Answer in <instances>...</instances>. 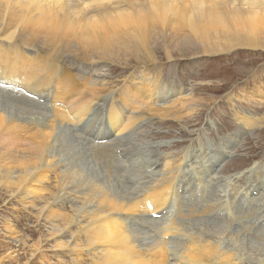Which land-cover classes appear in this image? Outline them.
<instances>
[{"label":"rangeland","instance_id":"1","mask_svg":"<svg viewBox=\"0 0 264 264\" xmlns=\"http://www.w3.org/2000/svg\"><path fill=\"white\" fill-rule=\"evenodd\" d=\"M121 5L123 8L127 7L126 3H121ZM16 29L22 31L20 27ZM154 35L152 41L155 43L153 46L157 59L155 64L148 59L144 51L139 54V59L135 60L131 53H127L125 50H116L115 55L120 53L122 59L116 61L124 65L120 64V66L115 67L114 62L109 61L110 59L105 60V51L88 50L86 53L87 58H82L83 50L70 42L67 45L64 40L60 45H74L75 48L70 51L53 50V56H55L53 59L50 49L47 50L45 47V38L42 35H34L33 44L25 37L12 42L10 38H5L6 35L1 34L0 41L3 42L0 48L1 68L8 69L10 67L4 61H17L20 65H24V67H28L33 71V76L45 75L48 76L49 80L52 78L54 83L57 78H60L64 86L76 84L80 86L81 91L87 93L89 91L88 87H82L77 83L78 81L83 83L82 76H85L84 79L87 77L93 78V82L95 79L99 81L104 79V86H107L109 80L112 82L114 81L113 78L117 77V71L120 72L118 76L125 74L121 78H115L118 83L113 82L110 87H107L108 91L104 92L103 96L105 98L109 96L116 97L117 101H112V106L119 108L123 105L120 115L124 120L127 119L126 134L120 138L117 144H114V153L121 161L128 162L126 158H131V163H128V167L126 163H117V165L121 164L119 174L131 177L134 171L137 172L140 175L139 178L143 179L139 184L143 187L128 190L119 181L108 185L100 179L97 181L96 175L95 182L105 186L115 197L117 196L119 199L122 197L124 200L141 199L134 197L138 195L141 197L140 194L143 198L144 193H141V191H146L151 184L154 185L153 179L158 180L159 177L163 181H167L170 186H176L180 178L185 184H188V179L191 180V183L192 181L195 182L188 185V191H186L185 197L181 199L182 202L180 201L179 204L181 208L177 205L176 209L175 204L171 205L172 212H168L169 214L166 216L168 219H174L175 217L179 219L180 221L174 222L180 223L186 234V236H177L172 241L171 244L174 246H172L173 257L171 256V259L175 258L174 252L186 247L187 236L197 237L200 240L205 239L206 242H212L214 246H219L218 241L223 240L224 244L230 247L236 241L237 231L240 229L241 231L245 230L246 234L248 232V235H250L251 231L245 227L254 226L252 231H257L256 236L264 242V223L259 224L264 219V47L245 45L234 47L229 52L227 50H213L210 54H205L202 53L203 48L201 45L181 44L175 34L160 35L159 30H155ZM133 50L135 49L132 48L131 51ZM168 55H171V58H168ZM26 58L30 60V64H25L24 60ZM54 60L58 62L56 63ZM67 73H69L68 77L66 76ZM145 74L150 76L146 77ZM0 75L3 76V72H0ZM30 75L32 74L18 72L19 77ZM143 76H145V85L155 84L154 91L156 95L152 98L141 96L136 88V82L140 81ZM51 87L56 88V85ZM0 90L2 92L7 91ZM101 94L98 95L97 101H100ZM12 96L14 98L18 97L13 93ZM166 97L167 99H163ZM77 99H80V96L68 97L67 101L70 103ZM89 99H91V96ZM2 100L3 105L8 102L14 105L16 103L11 102L7 97ZM60 101L61 104H59ZM63 101H66V99H60L54 105L52 100L43 103L29 100V102L25 101L26 103L24 101H21L22 103L18 102L20 106L16 105L14 107L17 108L16 112H18L20 119L27 120L30 118L29 116H34L38 120L43 119V122L50 119L55 109L54 106H69L67 101ZM34 103L46 107L45 110L43 108L31 109L30 106L35 105ZM23 104L26 105L23 106ZM98 104L99 108H96L97 111L93 116L94 121L90 122L91 125L95 124L91 127V130H101L103 126L101 127L97 123L105 121L104 118H101L98 109L105 111L106 108L100 107L101 103ZM192 104L193 107H191ZM27 109L32 111L28 113ZM169 109L172 110L173 114L168 111ZM31 112L36 114L33 115ZM125 112H127V116H124ZM132 122L134 124L131 126ZM23 123L22 125H25ZM104 124L105 122H103ZM87 129H85L86 132ZM85 131L82 127L78 129V132L77 128L70 130L67 126L60 129L61 133L64 132L67 135L65 142L71 143V137H73L75 144L78 145L77 147L72 144L71 149L72 147L82 149L83 152L78 149L74 150H78L82 154L85 153L91 159L93 158V164L91 165H96L98 172L103 176L109 175V172H112L109 163V160L112 161L111 158L108 157L107 162L101 166L100 160L103 161L105 157L95 154L100 146L88 149L89 138L94 133H89L87 139H85V133H83ZM67 132H70V134ZM18 133L20 134L18 136H0V148L19 150L28 148L31 143V140L28 139V132L20 128ZM162 134L166 135L165 138L167 139L165 141L159 139ZM63 136H61V139H63ZM105 137L95 136L94 139L96 138V143H98L99 138ZM107 141L110 143L102 145V147L108 150V148L113 147L116 139L112 136ZM158 143H164L165 145L158 146ZM58 149L61 148L55 146L50 148L48 152L52 163L53 160L55 162V160L58 161L57 158L59 159L60 162L55 166V168L57 166L59 168L57 167L55 172L49 173L48 180L44 182V190L40 196H29L23 192L16 196L14 193L17 189L6 191L0 187V264H74L77 263V259L82 257L86 259L84 264L90 263L88 255L84 254L81 257L74 255V250L86 246L83 243L84 238L80 241L75 239V233L87 224L88 219L85 215L94 209H98L101 199L97 198L95 202L91 201L90 203L87 198H91V195L95 192L92 185L90 186L84 182L86 177L93 174L88 171L90 169L83 167L81 164L83 161H80L79 164L84 171L78 179L73 178L72 173L69 175V170L66 169L68 166L66 156L62 155L64 154L63 151L60 152ZM120 149H122V153L126 158L118 154ZM163 149L169 151L165 156H163L165 152ZM74 150L72 149L73 152ZM197 155H200V157L193 159ZM132 156L135 157V161L132 160ZM176 157H180V160H177ZM95 160H98L99 166L94 163ZM152 161L155 162L154 165H150ZM147 162L150 165L149 167ZM166 163L169 164L166 165ZM146 167L149 169L146 170ZM165 169L167 173L164 172ZM128 170L131 174L128 173ZM161 173H163L162 176ZM184 174L186 177L182 178ZM238 175L243 178L234 181V184L231 183V179L238 178ZM60 178L63 184L59 187L56 182ZM244 180L250 183L249 191L248 189L243 190L246 185ZM253 183L260 190L258 195H251L255 190ZM79 189L81 190L78 191ZM115 191L120 195L118 196ZM98 193H100L99 190ZM71 194L75 195L72 196ZM177 194L179 195L178 192ZM194 198L198 200L195 201ZM202 200H205V203H202ZM185 204H191V206L186 207L188 211L183 207ZM198 204L201 205L198 206ZM89 205L93 206L89 207ZM194 207L198 209L196 211L192 210ZM167 209L169 211V208ZM50 211L58 215L64 214L67 217L66 219L60 215L55 217L51 215L53 213ZM245 212L253 213V216L246 215ZM255 212L258 213V216ZM122 213L127 214L128 212H121L120 215ZM69 215L72 217L71 221L67 219ZM165 215L163 214V217L159 218L160 220H154L153 216H150L153 221H156L151 223L147 229V235L153 239L152 241L160 237L158 226L161 225V220L164 219ZM128 216L127 223L134 228L135 223L140 222L144 215L130 216L129 213ZM201 218L210 221L201 222ZM189 219L196 221H190ZM239 219H242V222H238ZM77 220H80V222L75 225ZM256 221L259 225L254 224ZM185 222L191 224H185ZM232 226L235 228L233 234L229 236L224 234L222 239L219 240L216 233L229 231ZM204 228L206 229L204 230ZM142 235L145 236V234H139L137 237L140 238ZM181 238H184V240ZM252 242L253 240L250 241L252 246L253 243L255 246L259 244L257 241ZM239 243L240 241L237 242V244ZM99 246L98 250L103 251L102 244H99ZM245 247L248 249L243 247L239 249L242 258L249 259L252 264L263 262L261 259L264 255L260 251L257 254L252 252V256L250 251L252 248ZM101 255L102 252L98 254L99 259Z\"/></svg>","mask_w":264,"mask_h":264},{"label":"bare ground","instance_id":"2","mask_svg":"<svg viewBox=\"0 0 264 264\" xmlns=\"http://www.w3.org/2000/svg\"><path fill=\"white\" fill-rule=\"evenodd\" d=\"M11 2L15 5V7L11 10L6 9L2 5H0V36L1 34L6 35L5 38L7 39L10 38L12 42L16 41L17 39H21L22 37H25L26 39L30 40L34 44V38H33L34 35L35 36L42 35V37L45 38V47L47 48V50L50 49L53 59L55 58V56H53V53H54L53 50L61 49L65 51H70L71 49L75 48L74 45H70V46L60 45L61 42H63L64 40L58 37L55 34V32L52 31L51 26L48 24V20H49L48 14L43 9L38 7L39 5H43L45 3L50 4L53 2V0H11ZM62 2L66 5V7L64 8L63 17L67 18V17H71L74 14L75 9L78 6H82L85 0H62ZM97 2L98 3L106 2V0H97ZM112 2L114 4L119 5L120 7H122L121 3H126L127 7L125 8H128V7H131V5L136 2V0H112ZM87 11L88 10L85 9V15L87 14ZM96 11L99 12L101 15H103L105 13H108L109 9L107 7H104V8L98 7ZM60 19L61 17L58 16L57 20H60ZM19 27L22 31H17L16 28H19ZM28 31H31V32H28ZM154 31L155 29H152L151 31L147 29H137L136 38L139 40V44H137L134 47L135 50L133 51L125 50V52L131 53L133 58L135 60H138L139 54L144 51L148 59L153 64H155V62L157 61L155 52L153 49V46L155 43L152 41V38L155 37ZM183 31L185 32V30H182L181 28L175 25H165L164 27L159 29V34L160 35L175 34L177 36L178 42L181 44L201 45L203 48L202 53H205V54H210L211 51L213 50H216V51L227 50V52H229V51H232L234 47L245 46V45L255 46V47H258V46L264 47V32L252 31L251 28L241 29V28H236L235 26H232L230 29H225V28H220V27L200 26V27L190 30L192 32L191 36L186 35V33H184ZM65 41L68 45L69 41L67 40ZM2 45H3V42L0 41V48L2 47ZM105 52H106L105 60L110 59L109 61L114 62L115 67L120 66L121 63L119 61H116L118 59L122 60L120 57L121 55L120 53H117L115 55L116 50L114 49H107L105 50ZM67 53H70V52H67ZM86 53L87 51L82 52L81 54L82 58H87L88 55ZM168 58H171V55H168ZM24 61H25V64H30V60L28 58H26ZM4 62L8 63L10 67L8 69H2L1 62H0V72H3V76H8L10 75L9 73H13L17 77H19L17 75V72H27V73L32 74L30 77L20 76L21 85H23L25 88L27 87L29 90L32 89L33 91H38L40 90L38 85L40 87H46V88L50 86L51 81L49 80L48 76H45V75L33 76V71L28 69V67H24V65H20L19 62L17 61H12V62L4 61ZM55 62L57 63L58 61L56 60ZM31 63L33 64V62ZM34 63L36 64V62ZM108 63L110 64V62ZM121 65H124V64H121ZM57 68L60 69L59 66H57ZM66 76L68 77L69 73H67ZM145 76L148 77L150 75L145 74ZM145 76L140 78V81L136 82V85H137L136 88L141 94V96L152 98L156 95V92L154 91L155 84L145 85ZM84 77L85 76L81 77L83 81V83L81 82L82 84L79 81L77 83L80 84L82 87H88V90H89L88 92L93 93V97L95 100L97 99L99 94L108 90L107 88L108 86H104V83H105L104 80L101 83H98L99 80L95 79V81L93 82V78L87 77L84 79ZM4 81L10 84L17 83V80H15L12 75L7 77ZM55 84H58L56 85V87H58V92L54 97V105H55V102L60 99L61 100L66 99L67 101L68 97L74 98V97L80 96V99H77L76 101L70 102V103L67 101L69 103L68 107H55L54 106L55 109H54L53 114L51 113L52 115L50 116V119L48 121L44 120L43 122H42L43 119L38 120L36 118L33 120L32 119L31 120L30 119H27V120L20 119V117L18 116V112H16L17 108L15 107L16 105L20 106L18 102H21V101L29 102V99L26 97H23L21 94L14 93L15 91L13 89H8L11 91H6V92H2L0 90V136H4V135L18 136L20 135L18 133V129L22 128L28 132V139L31 140L29 147L25 149L19 150V149H12V148H5V149L0 148V187H2V189L4 188L6 191L17 189L16 193H14L16 196H18L21 192L29 196H38V195L40 196L44 190V182L48 180L49 173L52 171L55 172L56 168L58 167L57 166L55 168V166L58 164V162H60L58 158H57L58 161L55 160L54 162L53 160V163L49 159L50 155H48V152L50 148H53L55 146H57V148H61V149H58V151L59 150L60 152L63 151L64 154L62 155L66 156V159L68 160V166L66 167V169L69 170L68 171L69 175L70 173H72L73 178L78 179L79 175L82 174V171H84L82 170L83 167H88V169H90L88 171H91L93 174L89 175V177H86L84 182L90 186L92 185L95 189V192H93V194L91 195V198L89 197L87 198L89 199L90 203L91 201L95 202L97 198H100L101 201L99 202V205H100L99 207H101V209H99L98 207V209H94L93 211L89 210L90 212H88L85 215L86 219H88V222L86 225L78 229V232L75 233L76 234L75 239H78L80 241L84 238L83 243L86 244V246L84 248H78L77 250H74L73 251L74 255L80 256V257L83 256L84 254L88 255L89 256L88 260H90L89 264H252L249 262V259H245L244 257L242 258V256L240 255V250H239L240 247L246 248L245 246H249L252 248L250 250L251 255H252V252H255L257 254V252L259 251L260 253L264 255L263 253L264 252V242H262L261 238L256 236L255 233L257 231L256 232L252 231L254 229V226H250V227H245L251 231L250 235H248V232L246 234L245 230L241 231L240 229L239 231H237L238 233H237V237H236V241L234 242V245H231L230 247H227L224 244L223 240L218 241L219 246H216V245L214 246L212 242H208V241L206 242L205 239L200 240V238L198 239L197 237L187 236L188 241H187V245L185 244L186 247H183L178 252H174L175 258L171 259V256L173 257V253H172L173 247L172 246H174L171 244L173 243L172 241L177 236H182V235L186 236L185 231L183 230L184 228H181V224L174 222V221H180V220L177 219L176 217L174 219L172 218L168 219L164 217V219L161 220V225L158 226V230H159L158 233L160 237L158 239H154V241H152L153 239L149 235H147L148 234L147 229L148 227H150L151 223L156 222V221H153L150 217V216H153L154 213H160L161 211H164L165 209L170 208L171 205L173 204H175L174 207H176L177 209V205L179 206L180 204L179 202L180 194L179 195L177 194V189L175 190L176 187L174 185L170 186L169 184H167V181H163V179L159 177L158 180L153 179L154 185L151 184V186H148L146 191L145 190L141 191L144 193L143 198H142V194H140L141 197H139V195L134 196V197H138L141 199L133 198L134 200H124V198L122 197L121 199L117 198V196L115 197L109 192V190L106 189L105 186H103L100 183L95 182L96 181L95 175H96L97 181L100 179V181H104L108 185L114 183L115 181L116 182L119 181L121 184L122 183L124 184L126 189L136 190V188H130L131 187L130 184H134V182H138L137 183V186H138L140 184V181L143 180L142 178H139L140 175L137 174V172L135 171L132 173L131 177H128V175L125 177L124 175L119 174V170L121 171V164L117 165V163H120V162L118 161L117 159L118 157L114 153L115 151L114 144H117L118 141H120V138L124 137L126 134L125 131L127 129L126 128L127 124H123L125 120L120 115L121 109L123 110V105L119 107L118 110H117V107L115 106H111L109 109H106L104 122L105 124H109L110 130L105 127V124L103 125V128H101V130H91L92 126L90 122L94 121L93 116L95 115L94 113L97 111L96 108H99L98 106L99 104L95 102H91V103L86 102L88 101V98L90 97V95H88L87 92L81 91V89H79L80 86H77L76 84H73L71 86L70 85L64 86L60 78H57L55 80ZM126 92L128 91L126 90ZM126 92L124 93L127 95ZM12 93L16 94L19 98H14L12 96ZM63 93L65 94L63 95ZM4 97H7L9 100H11V102H14V103L16 102L15 105L11 104L10 102L4 103L3 105L2 99ZM89 100H92V97ZM66 101H63V102H66ZM34 104L35 105L30 106L31 109H34V108L42 109L43 108V110H45L46 108V107L44 108V106L42 105L40 106L37 104L38 105L37 106L36 103ZM24 105L26 104H23V106ZM101 106L102 105H100V107ZM191 107H193V104ZM26 111H28L29 113V111H32V110L27 109ZM168 111L172 113V110L169 109ZM124 116H127V112L124 113ZM69 122H74L75 127L77 128V132L80 127H82L84 131L85 129L88 128L87 132L86 131L83 132L85 133L84 134L85 139H87V136L89 135V133L90 134L94 133V135H92L89 138V141L92 144L96 143V138L94 139L95 136L110 137L114 135L116 141L115 143H113V147L108 148L107 150V149H104L102 145H99L100 147L95 153L98 156L105 157L104 160L106 159L105 161L100 160L101 166L107 162L108 157L111 158L112 161L109 160V163H110V168L112 172H109L110 173L109 175L103 176L102 174H100V172H98L99 170H97V166L91 165L93 164V158L91 159L87 157L85 153L83 154L79 153L78 150H81L83 152L82 149L72 147L73 150L78 149V150H74V152L72 151L71 145L75 144V140L73 139V137H71L72 139L71 143L65 142V138L67 137V135H65L64 132L61 133L60 129L66 127L67 123ZM22 123L25 125H22ZM133 124L134 122L131 123V126ZM68 134H70V132ZM61 136H63V139H61ZM75 146L78 147V145L76 144ZM19 151H22V152H19ZM75 151L79 154H77ZM84 152H86V150H84ZM80 161H83L81 163L83 167L80 166L79 164ZM95 161L94 163H97L99 166L98 160H95ZM168 164L169 163H166V165ZM126 165L128 167V164ZM145 169L148 170L149 168L146 167ZM106 170H108V168H106ZM103 172H106V171H103ZM150 172L152 171L150 170ZM164 172L167 173V170L165 169ZM115 173H118V174H115ZM162 175L163 173H161V176ZM56 183L60 187V185L63 184V181L60 178ZM193 183L195 182L192 181L191 183V180L188 179V185H191ZM169 189H171L170 196L168 195ZM80 190L81 189H79L78 191ZM98 190L100 191V193H98ZM115 193L117 194L116 191ZM197 200L198 199H195V201ZM171 201L173 202L170 203ZM201 202L205 203V200H202ZM149 203L153 205V209H150L148 207ZM200 205L201 204H198V206ZM90 206L91 205H89V207ZM187 206H191V204L183 205L185 209H187L186 208ZM179 207L181 208V206ZM195 208L196 207H194L192 210L196 211L198 209V208L197 209ZM121 212H128V213L127 214L122 213L120 215ZM209 212H211V210H209ZM51 213H53L51 215L55 217H59V215L64 216L65 219L67 217L64 214L63 215L55 214L53 211ZM129 213H130V216L144 215L142 216V219L140 222L135 223L134 228L130 227L127 223V220L129 219V216H128ZM245 214L253 216V213H250V212H247V213L245 212ZM125 215L126 217L124 218ZM257 216H258V213H257ZM67 219L71 221L72 217L69 215ZM189 220L196 221L194 219H189ZM202 221L206 222L210 220L209 219L206 220V218H201V222ZM240 221L242 222V219L238 220V222ZM79 222L80 220H77V222H75V225L79 224ZM250 222H253V221H250ZM256 222L254 224H257V225L261 224V223L258 224V221ZM186 223H189V222H185V224ZM205 229L206 228H204V230ZM234 230L235 228L234 226H232L229 228V231H226V232L222 231V232H217V233L215 232V233L218 234L217 237L220 240L222 239V236L224 234H226V236L232 235ZM139 234H145V236L144 235L140 236V238H142L140 239L137 237ZM82 235H84V237H82ZM181 239L184 240V238H181ZM252 240L253 242L255 241L259 242V244L255 246V244L252 242L253 246L252 244L250 245V241ZM138 241H141V242L139 243ZM238 241H240L239 244H237ZM99 244H102L103 251L98 250L100 248ZM179 246H180V243H179ZM243 251L245 250L243 249ZM100 252H102V255H101V258L99 259L98 254ZM263 257L261 259L263 261L261 264H264ZM85 261L86 259L82 257L81 259H77V263H74V264H84Z\"/></svg>","mask_w":264,"mask_h":264},{"label":"clouds","instance_id":"3","mask_svg":"<svg viewBox=\"0 0 264 264\" xmlns=\"http://www.w3.org/2000/svg\"><path fill=\"white\" fill-rule=\"evenodd\" d=\"M0 5L9 10L15 7L11 0H0ZM38 7L48 14V24L58 37L83 51L131 50L139 44L137 29L158 31L165 25H175L188 36L200 26L264 32V0H136L128 8L112 0H85L67 18L62 0ZM98 7H107L109 12L101 15Z\"/></svg>","mask_w":264,"mask_h":264}]
</instances>
